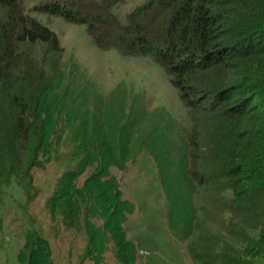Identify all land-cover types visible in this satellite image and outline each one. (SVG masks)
<instances>
[{"label":"trees","instance_id":"16d2710c","mask_svg":"<svg viewBox=\"0 0 264 264\" xmlns=\"http://www.w3.org/2000/svg\"><path fill=\"white\" fill-rule=\"evenodd\" d=\"M112 1L52 0L32 11L85 25L99 48L165 69L190 122L179 170L159 166L171 229L189 242L193 264H264V0H147L125 23L113 9L126 0ZM64 56L58 35L21 0H0V200L13 191L23 198L22 187L30 202L33 170L64 159L75 167L46 201L48 223L59 236H83L92 264H107L109 244L116 262L139 264L141 249L124 227L136 207L111 168L126 170L141 150L158 159L149 138L162 134L169 148L174 128L157 131L148 116L127 127V95L113 123L88 70ZM28 205L18 260L57 264ZM144 252L145 264L160 262Z\"/></svg>","mask_w":264,"mask_h":264},{"label":"rangeland","instance_id":"374dc122","mask_svg":"<svg viewBox=\"0 0 264 264\" xmlns=\"http://www.w3.org/2000/svg\"><path fill=\"white\" fill-rule=\"evenodd\" d=\"M21 1L26 12L58 35L65 49L66 64L74 59L88 70L107 99L108 105L104 109V114L109 116L113 123L120 113L119 106L127 95L126 109H122L127 127L133 125L137 118L148 116L154 119L153 125L157 131L162 128H174L170 135L172 146L169 148L162 134L149 138L150 143L160 153L158 159L150 151L141 150L126 170L113 167L111 173L119 180L123 198L136 207L134 213L128 216L124 227L129 238L141 249L139 264H145L148 258L144 251L160 260L156 264H193L186 249L189 242L179 239L170 227L167 200L160 182L159 166L169 173L179 170L182 162L179 142L183 139L185 127L190 124L188 112L176 88L169 82L165 69L148 57L125 55L113 48L108 50L99 48L87 33L85 25L69 22L60 16L32 11L33 6L52 0ZM90 1L102 4L106 0ZM116 1L118 0L111 3ZM146 1L126 0L120 6H116L113 12L122 23H125L127 14ZM104 104L101 98V106ZM59 164L61 163H51L45 168L33 170V197L30 202L26 200L22 187H18L17 191L23 198L13 191L14 194L0 200L2 264H21L18 260V254L23 246L20 226L24 221L26 203L29 204L26 208L29 218L34 221L33 227L49 240L53 259L57 264H92V260L84 256L83 236L64 230L59 236L56 234L58 227L48 223L46 201L54 191L58 178L69 167H75L74 164L66 165L64 159L62 165ZM93 172V168L88 170L80 179V184H83ZM170 177L178 178L175 174H170ZM2 189L3 186L0 187V190ZM184 193L188 194L186 185ZM97 224L101 225L100 222ZM111 247L109 244L105 255L107 264H121L114 260Z\"/></svg>","mask_w":264,"mask_h":264}]
</instances>
